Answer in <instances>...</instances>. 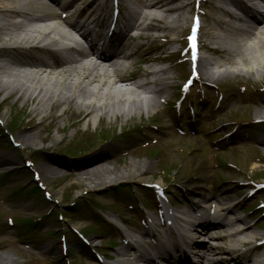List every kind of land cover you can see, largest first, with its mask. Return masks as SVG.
I'll return each instance as SVG.
<instances>
[{"label":"rangeland","instance_id":"1","mask_svg":"<svg viewBox=\"0 0 264 264\" xmlns=\"http://www.w3.org/2000/svg\"><path fill=\"white\" fill-rule=\"evenodd\" d=\"M193 1H175L190 3L186 13L181 15L179 24L182 32L177 42L144 36L147 32L157 34L151 30L136 38L144 51L137 55L138 58L160 57L162 62L156 66L169 68L168 75L171 76L172 89L166 97L169 102L152 117L143 114L141 120L128 122L125 126L109 123L99 128L91 125L88 131L83 132L70 129L68 125L74 121L69 123L65 117L50 131H45L48 124L38 126L36 122H30L29 115L35 108L33 103L26 106L16 97L6 101V93L0 95V259L12 257L16 264H94L101 260L106 263L97 253L113 257L125 247L129 233L117 216H127L132 229L140 230L144 223L158 222V215L164 214L166 208L174 209L168 200L179 212L185 210L183 204L197 201L202 196L208 201L201 204L200 212L208 207L213 213L222 214L218 202L229 197L235 213L251 225L252 231L264 233V122L243 125L231 122L236 118L241 121L237 123L250 122L251 117L256 118L257 111L264 110L261 101L264 98V79L255 84L258 91L254 95L243 89L248 88L245 82L238 80H225L214 90L203 86L201 80L195 81L180 101V106L176 105L179 109L173 105L179 100L180 89L190 74L183 36L196 9ZM98 4H101V17L107 24L104 36L112 46H118L123 32L115 29L111 21L117 17L119 23L122 22L125 12L121 1L118 9L114 7V0H99ZM222 4L225 7L228 1L224 0ZM202 11L201 43L207 46L211 42V29L217 21L230 18L226 12L212 5H205ZM213 46L218 48L216 44ZM176 49H179L177 53L166 58ZM1 54L10 56L13 52L4 50ZM200 54L216 61L226 59V55L209 54L205 48ZM147 63H141L140 67L144 69ZM204 70L205 67L200 72L204 73ZM241 84L243 90L237 88ZM220 116L228 122L220 124L223 120L221 118L219 122ZM58 128L63 131L59 132ZM82 128H87L86 123ZM161 130L169 132L162 135ZM8 134L19 144V138L23 136L34 135L38 140L30 147H15ZM26 160L32 162L31 166H26ZM131 161L152 165V168H147L146 176L152 177V182L163 179V192L156 193L149 188L151 183L146 185L123 180L98 190L81 180L86 179L90 171L108 165L123 169ZM34 173L38 174L44 190L38 191L34 187ZM126 191L136 199L128 201ZM45 192L51 196L50 199L45 198ZM139 200L146 207H142ZM78 201L86 209L71 210L70 206ZM95 210L105 220L115 222L119 235L104 232L98 227ZM255 216L259 218L260 230L254 227ZM33 218L43 219L36 229L26 234L17 221ZM24 225L29 227L27 222ZM207 240L209 248L214 243L224 244L210 238ZM250 240H253L250 245L243 243L240 246V253L257 249L260 253L264 251V246L258 248L257 239L255 241L251 237ZM157 243L158 240L143 242L142 248L152 251ZM94 245L100 247L95 248ZM62 246L66 250H62Z\"/></svg>","mask_w":264,"mask_h":264},{"label":"bare ground","instance_id":"2","mask_svg":"<svg viewBox=\"0 0 264 264\" xmlns=\"http://www.w3.org/2000/svg\"><path fill=\"white\" fill-rule=\"evenodd\" d=\"M43 1L0 0V95L6 93L5 100L16 97L26 106L33 103L35 108L29 115L30 122H36L38 126L48 124L45 131H50L65 117L69 123L74 121L68 127L77 132L88 131L91 125L99 128L109 123L125 126L128 122L142 119L144 101L139 99L141 94L157 98L149 114H154L166 101L164 98L172 89L169 68L156 66L162 62L160 57L139 59L137 55L144 51L136 38L151 30L157 34L147 32L143 35L153 40L176 41L182 32L179 24L181 15L186 13L190 3L120 0L125 15L121 23L118 18L111 21L113 27L123 32L118 46L112 52H105L95 49L92 42L94 48L91 50L81 49L72 53L66 47L78 46L74 33L82 37L93 33L94 41L100 38L99 45H104L103 32L107 24L101 17L99 0H51L53 4L49 6ZM210 3L214 5V2ZM222 3L223 0H219L218 8L224 10ZM234 6L242 10V14L230 8L225 10L230 19L218 20L210 34L212 43L218 48L211 44L206 46L212 54H224L226 59L203 58L200 61L201 69L216 64L221 68L228 64L234 69L205 75L210 85H215L227 75L226 78L231 80L251 78L259 82L264 79V0L255 1L251 10H245L238 0ZM36 49L39 54L34 51ZM4 50H11L13 54L2 55ZM93 55L106 63L86 65L84 61ZM141 63H147L144 69L140 67ZM123 85L133 90H125ZM262 101L264 105V98ZM255 115L256 118H264V110L257 111ZM84 123L86 129L82 128ZM61 130L58 128L59 132ZM168 132L161 130L162 135ZM19 140L22 147H30L38 139L31 135ZM152 167L137 161H131L123 169L108 165L90 171L87 178L81 180L98 190L109 188L121 180L146 183L152 180L146 176L147 168ZM162 183L160 180L159 184ZM199 198L183 204L185 210L179 215L167 209L168 220L179 219L186 225V233L179 234L174 240L169 239L171 227L160 219L158 225L165 229H157L160 238L152 251L143 250L141 242L152 240L157 226L149 224L139 231L132 229V225L127 226L135 237L127 234V244L115 253L113 264H190L192 258L187 255L188 248L194 250L197 263L202 261L200 257L203 254L204 259L211 257V264H247L249 260L237 251L243 243L241 238L253 234L251 226L235 213L229 197L218 202L222 214L213 213L208 207L200 212L201 204L208 198ZM207 238L224 244L214 243L215 247L209 248ZM183 241L185 244L182 245ZM133 252L137 257H133ZM212 254L220 255V260H215ZM15 261L7 257L0 259V264H16Z\"/></svg>","mask_w":264,"mask_h":264}]
</instances>
